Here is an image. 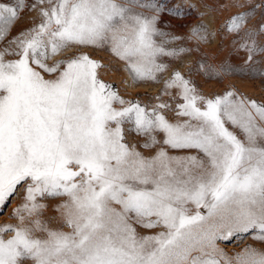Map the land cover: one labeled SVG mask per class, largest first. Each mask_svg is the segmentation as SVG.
Instances as JSON below:
<instances>
[{"label":"snow or ice","instance_id":"snow-or-ice-1","mask_svg":"<svg viewBox=\"0 0 264 264\" xmlns=\"http://www.w3.org/2000/svg\"><path fill=\"white\" fill-rule=\"evenodd\" d=\"M246 4L223 25L247 54L239 72L204 62L197 71L243 75L264 54V0ZM139 6L152 14L118 0H0V209L21 195L17 223L0 225V264H264V250L229 256L218 244L245 234L264 242V100L235 88L207 95L176 69L165 77V58L192 49L168 47L182 38L158 21L183 9ZM33 10L38 22L13 34ZM69 48L78 53L49 62ZM89 48L124 61L134 82L161 83L160 93L126 99ZM60 197L68 231L41 219L42 201Z\"/></svg>","mask_w":264,"mask_h":264},{"label":"rangeland","instance_id":"rangeland-1","mask_svg":"<svg viewBox=\"0 0 264 264\" xmlns=\"http://www.w3.org/2000/svg\"><path fill=\"white\" fill-rule=\"evenodd\" d=\"M14 2V0H10ZM123 6L128 8L129 14L147 13L152 14L148 8H142L140 3L148 2V0H118ZM159 2L168 7L180 6L183 9L182 15H172L170 13H161L158 21V27L167 32L169 36H178L182 39L171 40L168 47H187L192 49L191 53L182 54L180 58L173 60L165 58L170 64L169 71L164 73L167 77L172 69H176L191 76L203 93L207 95L222 93L226 88H235L240 93L257 100H264V76L260 73L264 72V54H257L251 64V69L245 68L244 74H237L239 68L246 59L244 50H234L232 44V36L224 30V22L232 13L243 11L238 4L245 3L246 0H159ZM257 2V0H253ZM260 14L257 13L251 20V25H255L259 20ZM39 20L36 11H25L22 18L13 29V34L20 29H24L37 23ZM200 27L205 33L206 39L200 40L193 35L192 29ZM257 42L264 44V36H258ZM91 55L99 59L104 67L100 70V75L106 82H111L126 99L138 98L145 102H151V98L160 93L161 83L158 82H134L131 75L125 68L124 61L115 57L105 48L85 49ZM74 53H78V49L69 48L56 56L51 57L49 62L70 57ZM199 62L214 66L219 69L223 64H229L237 69V73L221 72L219 77L209 78L203 73L197 71ZM171 115V114H169ZM126 139L130 144L137 146L145 156L155 154L154 148H144L141 145L144 138L134 133H128ZM175 155H182L181 152H173ZM22 193V189L19 190ZM66 197L48 198L42 203L46 207L42 211L41 219L45 221L50 228H63L68 231L66 224H63L59 205L63 203ZM21 201V195L13 196L5 207L0 209V225L15 224L17 218L12 215L13 210ZM143 234H149V230L138 228ZM8 235H11L9 233ZM219 247L229 256L242 251L247 246H252L258 250H264V242L255 240L250 234L237 239L233 238L228 241H219ZM24 264H31L30 260L24 261Z\"/></svg>","mask_w":264,"mask_h":264},{"label":"bare ground","instance_id":"bare-ground-1","mask_svg":"<svg viewBox=\"0 0 264 264\" xmlns=\"http://www.w3.org/2000/svg\"><path fill=\"white\" fill-rule=\"evenodd\" d=\"M62 204V203H61Z\"/></svg>","mask_w":264,"mask_h":264}]
</instances>
